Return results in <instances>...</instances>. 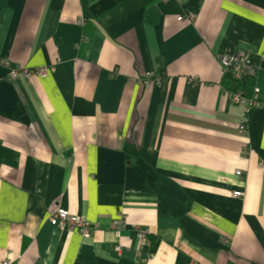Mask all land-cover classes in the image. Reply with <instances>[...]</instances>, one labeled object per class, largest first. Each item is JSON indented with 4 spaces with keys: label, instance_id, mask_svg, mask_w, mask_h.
I'll use <instances>...</instances> for the list:
<instances>
[{
    "label": "crops",
    "instance_id": "obj_1",
    "mask_svg": "<svg viewBox=\"0 0 264 264\" xmlns=\"http://www.w3.org/2000/svg\"><path fill=\"white\" fill-rule=\"evenodd\" d=\"M237 49L264 105V0H0V264H264V107L222 89Z\"/></svg>",
    "mask_w": 264,
    "mask_h": 264
},
{
    "label": "built area",
    "instance_id": "obj_2",
    "mask_svg": "<svg viewBox=\"0 0 264 264\" xmlns=\"http://www.w3.org/2000/svg\"><path fill=\"white\" fill-rule=\"evenodd\" d=\"M190 16V15H189ZM192 18V16H190ZM181 19V16L178 17V20ZM219 62L221 66H224L225 68H231L233 77L241 81L247 76L255 77L257 75V72L259 70V63H257L253 58L251 59L247 53L243 51H239L236 53H227L226 55H223L219 58ZM6 66H9V63H5ZM48 69L46 67L36 68V69H28L26 67H22L19 65H13L10 67V78L11 79H17L18 76H23L25 79H28V82L31 78V76H36L39 78H45L47 76ZM255 92V96L253 97V100L247 101V107L249 106H262V104H259L255 101L257 90L256 87L253 90ZM228 97V100L231 104L239 105L244 104L246 101L240 96L239 93H235L230 90L225 91ZM237 176H240L241 172L237 170L235 172ZM242 196V193L240 191H234L232 193V197L239 198ZM48 220L52 227H58L62 229H68L70 231H75L82 237H88L91 230V225L86 223V221L80 217H77L76 215H73L69 213L65 209H57L54 213L50 214L48 216ZM123 225V220L118 219L113 221V228L117 231L119 230ZM137 237L139 241L145 240L144 232L139 231L137 234Z\"/></svg>",
    "mask_w": 264,
    "mask_h": 264
},
{
    "label": "rangeland",
    "instance_id": "obj_3",
    "mask_svg": "<svg viewBox=\"0 0 264 264\" xmlns=\"http://www.w3.org/2000/svg\"><path fill=\"white\" fill-rule=\"evenodd\" d=\"M181 16V19L180 20H178V18H177V21H182L183 20V15H180ZM190 16H192V18L190 17ZM188 15V20L189 21H193L194 20V18H193V14L192 15ZM239 51H243V52H245L244 50H241V49H237V50H235V51H232V52H230V54H232L233 52L234 53H236V52H239ZM245 53H247V52H245ZM223 55H226V54H223ZM223 55H221V56H223ZM247 55L252 59V57H251V55L249 54V53H247ZM6 64L8 63V62H5ZM5 63H3V64H5ZM220 63V62H219ZM257 63H259V62H257ZM260 64V63H259ZM11 66H13V65H11L10 63H9V66H7L8 68H10ZM220 66H221V64H220ZM260 66V65H259ZM46 68H50V67H46ZM221 68H222V75L223 76H225V75H229V76H231V79H233L236 83H242V82H244V81H247V80H249V79H253L254 81H255V79H256V76L255 77H251V76H247V77H245L244 79H242L241 81H238V80H236L234 77H233V75H232V70H231V68H225L224 66H221ZM153 75L151 74V73H147V75H145V77H144V80H143V85L147 88V89H149L150 88V86L153 84V82H156V80H154L153 79ZM223 87V86H222ZM223 89V91H224V93L226 94V90L227 89H225L224 87L222 88ZM254 89H255V84H254ZM228 91V90H227ZM233 92H235V93H239L240 94V96L246 101V103H244V104H239V105H236V106H244V107H246L247 109H248V111H250V110H252V109H260L261 107H264V105L262 104V102H260L259 100H258V93L256 94V99H255V101L259 104V102H260V104H262V106L261 107H259V105H257V106H249V108L246 106L247 105V101H250V100H253V97L255 96V92H253L252 94H251V97H249V98H246V97H244L240 92H238V91H233ZM226 96H227V94H226ZM227 99H228V97H227ZM229 101V100H228ZM259 101V102H258ZM230 102V101H229ZM232 105H234V104H232ZM239 130L240 131H242V132H245V130H246V121H240V125H239ZM241 172V171H240ZM240 176H241V174H240ZM113 224V223H112ZM89 237V236H88Z\"/></svg>",
    "mask_w": 264,
    "mask_h": 264
},
{
    "label": "trees",
    "instance_id": "obj_4",
    "mask_svg": "<svg viewBox=\"0 0 264 264\" xmlns=\"http://www.w3.org/2000/svg\"><path fill=\"white\" fill-rule=\"evenodd\" d=\"M254 84L255 81L253 79H249L242 83H236L228 74L223 76L222 79V86L225 89L230 91H238L246 98L251 97V94L254 92Z\"/></svg>",
    "mask_w": 264,
    "mask_h": 264
}]
</instances>
